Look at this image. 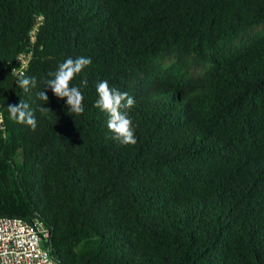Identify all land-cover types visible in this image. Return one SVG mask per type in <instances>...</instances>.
Returning a JSON list of instances; mask_svg holds the SVG:
<instances>
[{"label":"trees","instance_id":"obj_1","mask_svg":"<svg viewBox=\"0 0 264 264\" xmlns=\"http://www.w3.org/2000/svg\"><path fill=\"white\" fill-rule=\"evenodd\" d=\"M78 57L75 116L46 86ZM103 80L135 99L134 146ZM0 113V217L41 219L59 264H264V0H0Z\"/></svg>","mask_w":264,"mask_h":264},{"label":"clouds","instance_id":"obj_2","mask_svg":"<svg viewBox=\"0 0 264 264\" xmlns=\"http://www.w3.org/2000/svg\"><path fill=\"white\" fill-rule=\"evenodd\" d=\"M92 60L90 57L68 58L59 64L57 70L50 73L52 77L47 81V89L60 100L66 101L69 114L82 115L85 111L83 101L84 96L80 88L73 84V81L79 76L85 67L90 66ZM18 86L27 93L31 87L36 86L34 77L21 78L17 81ZM87 84V81H84ZM98 99L95 107L105 112L108 116L107 127L113 133V139L118 140L122 145H135L137 136L133 121L127 115L125 109L133 107L135 99L127 92H121L110 87L107 80L100 81L96 84ZM38 97L45 101H49L47 91L38 93ZM41 112L47 111V107H41ZM8 112L10 118L21 124H26L33 131L37 128V120L34 112L29 105L21 100L20 104L9 105Z\"/></svg>","mask_w":264,"mask_h":264},{"label":"built area","instance_id":"obj_3","mask_svg":"<svg viewBox=\"0 0 264 264\" xmlns=\"http://www.w3.org/2000/svg\"><path fill=\"white\" fill-rule=\"evenodd\" d=\"M35 30L32 39L36 40ZM31 52L17 57L15 72L24 73L31 61ZM3 117L0 113V125ZM50 229L39 218L0 217V264H59L52 256L48 244Z\"/></svg>","mask_w":264,"mask_h":264},{"label":"water","instance_id":"obj_4","mask_svg":"<svg viewBox=\"0 0 264 264\" xmlns=\"http://www.w3.org/2000/svg\"><path fill=\"white\" fill-rule=\"evenodd\" d=\"M44 247L47 248V249H50V245H47V244H44Z\"/></svg>","mask_w":264,"mask_h":264},{"label":"rangeland","instance_id":"obj_5","mask_svg":"<svg viewBox=\"0 0 264 264\" xmlns=\"http://www.w3.org/2000/svg\"><path fill=\"white\" fill-rule=\"evenodd\" d=\"M199 71H200L199 68L195 69V73H198Z\"/></svg>","mask_w":264,"mask_h":264}]
</instances>
